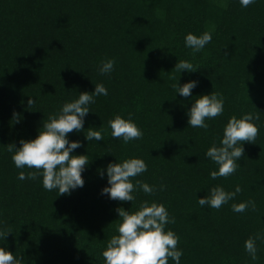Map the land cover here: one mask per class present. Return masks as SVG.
I'll return each instance as SVG.
<instances>
[{
	"label": "trees",
	"instance_id": "obj_1",
	"mask_svg": "<svg viewBox=\"0 0 264 264\" xmlns=\"http://www.w3.org/2000/svg\"><path fill=\"white\" fill-rule=\"evenodd\" d=\"M206 30L212 41L193 55L185 35ZM106 58L116 65L104 75ZM185 59L195 72L174 68ZM190 79L199 81L193 96L225 97L224 114L208 129L188 125L193 101L172 87ZM97 83L109 94L90 105L84 131L69 133L82 142L73 154L90 161L83 187L58 195L42 178L19 180L30 169L15 166L8 145L35 138L51 114ZM30 97L36 102L28 105ZM245 112L260 114L259 134L244 143L236 173L213 180L218 166L205 152L229 117ZM128 113L144 136L126 144L111 136L108 121ZM90 126L102 128L104 140L87 141ZM132 156L148 164L133 182L166 188L139 190L133 202L102 194L109 162ZM217 184L242 191L220 209L201 207L198 198ZM143 200L164 203L175 218L167 227L180 236L181 264H264V241L255 261L244 247L264 231V0L247 8L240 0H0V228L11 231L0 246L25 264H105L102 252L122 219L117 208L135 211ZM246 200L256 209L232 210Z\"/></svg>",
	"mask_w": 264,
	"mask_h": 264
},
{
	"label": "clouds",
	"instance_id": "obj_2",
	"mask_svg": "<svg viewBox=\"0 0 264 264\" xmlns=\"http://www.w3.org/2000/svg\"><path fill=\"white\" fill-rule=\"evenodd\" d=\"M256 0H240L242 7L247 8ZM213 39L212 31H204L197 35L188 32L185 35V47L192 50V54L201 52ZM116 65L115 58H106L99 66V72L111 74ZM180 73L187 70L189 73L197 70L190 60H179L175 67ZM199 81L190 79L182 85L177 82L172 85L183 97L193 101L187 112L188 125L193 128L208 129V120L222 116L225 111V97L221 92L212 91L210 94L193 96V89ZM108 89L104 83L95 84L92 92H79L78 98L66 101L58 110L51 114L48 121L42 125L41 131L32 139L20 140V146L8 145V151L13 153L12 160L18 169L27 167L30 171H20L19 180H36L42 178V185L48 191H58V195L71 194V191L83 187L85 180L82 173L89 165L88 154H73L74 150L82 147L80 140H72L69 133L84 131L85 118L93 112L90 105L96 102L98 96H107ZM193 97H198L193 100ZM36 99L29 98L28 105L34 104ZM128 113L127 117L116 114L108 121L113 138L122 139L124 143L140 140L144 136L143 128ZM260 114L258 112H245L240 116L232 115L223 128V134L218 142H213L205 152L218 167L210 171V177H229L236 173L241 166L239 160L244 157V143H254L259 134ZM85 138L87 141L104 140L103 129L88 127ZM34 169V170H31ZM148 164L138 156H132L119 161L109 162L106 166L107 186L102 189V194H107L110 199L119 201L136 200L135 193L143 190L152 194L162 191L166 185H152L134 177L147 172ZM103 177L104 171H101ZM242 191L236 185L233 191L226 190L223 185L211 187L207 194L198 198L201 207L220 209L223 205L234 200ZM236 213H243L249 208L256 209L254 200L241 201L231 205ZM121 222L117 227L118 234L113 235L107 242L102 255L105 264H169V259L174 264H181L183 249L178 247L180 236L167 225L174 224L175 218L170 216L164 203L155 200H143L135 211L117 208ZM11 231L0 228V238L4 239ZM257 241H264V231H258L249 236L245 243V251L255 261L258 256ZM0 264H25L22 255H14L5 246H0Z\"/></svg>",
	"mask_w": 264,
	"mask_h": 264
}]
</instances>
